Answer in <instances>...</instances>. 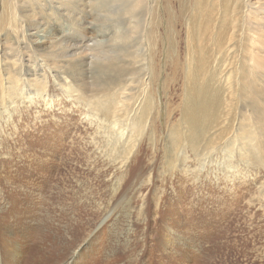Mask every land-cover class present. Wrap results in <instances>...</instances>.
Listing matches in <instances>:
<instances>
[{
	"label": "rangeland",
	"instance_id": "1",
	"mask_svg": "<svg viewBox=\"0 0 264 264\" xmlns=\"http://www.w3.org/2000/svg\"><path fill=\"white\" fill-rule=\"evenodd\" d=\"M62 2L0 0V35L32 32L28 12L51 35L54 12L92 24L21 59L18 84L0 51V264H264V158L234 94L264 0ZM75 45L87 91L52 62Z\"/></svg>",
	"mask_w": 264,
	"mask_h": 264
},
{
	"label": "bare ground",
	"instance_id": "2",
	"mask_svg": "<svg viewBox=\"0 0 264 264\" xmlns=\"http://www.w3.org/2000/svg\"><path fill=\"white\" fill-rule=\"evenodd\" d=\"M14 4L17 5L18 3H20L22 0H13ZM25 1V0H24ZM27 1V0H26ZM38 1V0H36ZM56 5L51 6V9H55L56 12H64L65 11V7H67L65 5V3L62 2V0H54ZM64 1V0H63ZM69 2V0H67ZM83 1V0H82ZM73 2V1H72ZM71 2V3H72ZM85 2V1H84ZM17 3V4H16ZM24 2H22L23 4ZM26 3V2H25ZM89 3V2H87ZM21 4V5H22ZM27 4V3H26ZM136 4V2H135ZM21 5H17V11L19 14H23L26 13L27 9L25 10L23 8V6L21 7ZM46 5V4H45ZM82 5V4H81ZM28 6V5H27ZM75 6V5H74ZM87 6V5H86ZM248 7L249 4H247ZM16 7V6H15ZM70 7V6H69ZM253 5H251V9ZM74 8V7H73ZM78 8V7H76ZM81 8V7H80ZM79 8V10H80ZM77 10V9H76ZM133 10V9H132ZM248 13L249 12V9ZM256 10V9H255ZM29 11V9H28ZM51 11V10H50ZM56 12L51 13L50 14V21L52 25H56L58 27V32L55 35H51L50 33H41L36 31L34 28H30L31 27V21H27V17H33L32 15H28V13L30 14L31 12H28L27 15H23V18L26 17V27L27 31L28 30H33L32 32L22 35V39L19 37H12L9 33H7L6 31H3L0 35V51H2V56L4 58V70L5 73L8 75V79L13 80L14 84H18L17 81V76L19 74V64L22 62V60L26 59V57L31 53L34 52L35 50L37 51H41L44 54H46L47 56H50L51 52H53L55 49H57L58 47H61L63 42L66 40H70V39H75L76 37H79L80 35H83L82 37H79L81 39H89V36H87V30L92 29V24L85 26L82 25V21H79L76 23V20H73L75 22L70 23V28H66L63 26L61 20H60V16L56 14ZM255 12V11H254ZM257 12V11H256ZM247 13V14H248ZM32 14V13H31ZM74 14V13H73ZM246 14V16H247ZM57 15V16H56ZM25 16V17H24ZM79 16V15H78ZM70 17V16H69ZM20 18V17H19ZM36 18V17H34ZM76 18V17H75ZM68 19V18H67ZM70 19V18H69ZM81 19V18H79ZM20 20V19H19ZM33 20V19H32ZM83 20V19H81ZM39 21V20H38ZM20 22V21H19ZM34 22V21H33ZM92 22V21H91ZM22 23V22H21ZM41 23V22H40ZM39 24V23H38ZM127 24V23H126ZM23 25V23H22ZM25 25V24H24ZM251 25V24H250ZM126 26V25H125ZM129 26V25H128ZM22 27V26H21ZM24 27V26H23ZM22 27V28H23ZM25 27V28H26ZM35 27V26H34ZM131 27V25L129 26ZM25 28L23 30H25ZM96 28V27H95ZM110 28V27H109ZM40 29V28H39ZM113 29V28H112ZM120 29V28H119ZM126 30V29H125ZM18 31V30H17ZM41 31V30H40ZM110 31V30H109ZM253 29L250 30V35L248 36V48H247V52H246V60L243 62L242 65V70H240V72H238V77H240V79L237 81V84L239 85V89H236L234 91V94H236L237 97H240L242 100H248L250 105L249 107L252 108V112L249 113V118H253L255 119V123L258 124V127L255 128L256 132H255V136L258 140V148L260 149V152H262V157L264 158V127L263 126H259L262 122H264V109H261L264 107V78L261 79L259 78V75L264 76V65L261 64L260 60L264 59V35L263 32L259 35L252 33ZM264 31V30H263ZM15 32V30H14ZM19 32V31H18ZM22 32V31H21ZM26 32V31H25ZM24 32V33H25ZM113 33L110 34V36H108V34L103 35L101 37H99L100 39H96L94 43H106L107 41H110L111 39L113 41L114 40V35L117 36V34L115 33H120V30L118 29H114L112 31ZM16 33V32H15ZM20 33V32H19ZM259 33V32H258ZM21 34V33H20ZM122 34V33H121ZM89 35V34H88ZM95 35V34H94ZM123 35V34H122ZM120 35V36H122ZM19 36V35H18ZM92 36V35H91ZM90 36V38H91ZM97 36V34H96ZM119 36V37H120ZM127 37V36H126ZM122 39V38H121ZM131 38L128 39V41ZM118 40V38L116 39V41ZM89 41V40H88ZM111 42V41H110ZM112 43V42H111ZM125 43V41H124ZM76 44V43H75ZM114 44V43H113ZM140 44V43H139ZM69 45V44H68ZM112 45V44H111ZM128 44H126L127 46ZM67 46V45H66ZM86 46V45H85ZM90 46L91 43H90ZM105 46V45H104ZM123 46V45H122ZM121 46V47H122ZM135 46V45H134ZM142 46V45H141ZM96 47V46H94ZM119 47V46H118ZM124 47V46H123ZM68 48V46L66 47ZM85 48V47H84ZM90 49V48H89ZM98 49V48H97ZM101 49V48H100ZM121 49V48H120ZM126 49V48H125ZM128 49V48H127ZM68 50V49H67ZM62 51L61 50V59H54L52 62H55V67L59 68L60 70L62 69L63 72H61L65 78H60L59 77V82L69 85H74L75 88L82 90V91H87V88L85 85V79H83V74H82V70H80V68L78 67L75 70V61L70 60V58L74 57L78 51L80 50L79 45H75L73 47H71V52L69 53L70 50L68 51ZM99 50V49H98ZM119 50V49H118ZM132 50V49H131ZM135 50V49H134ZM102 51V50H99ZM107 51V50H106ZM130 51V50H129ZM112 52V51H111ZM120 52V50H119ZM134 52V51H133ZM80 53V51H79ZM93 54L92 52H87ZM96 53V52H95ZM109 53V52H108ZM135 53V52H134ZM60 54V53H59ZM58 54V55H59ZM81 54V53H80ZM89 54V55H91ZM113 54V53H112ZM118 54V53H117ZM109 55V54H108ZM119 55V54H118ZM46 56V57H47ZM77 56V55H76ZM14 58V60H10V62H5L6 58ZM101 57V56H100ZM119 57V56H117ZM136 57V56H135ZM57 58V57H56ZM78 58V57H77ZM111 58V57H110ZM114 58V56H113ZM145 58V57H144ZM46 59V58H45ZM99 59V58H98ZM112 59V58H111ZM132 59V58H131ZM9 60V59H7ZM80 60V59H79ZM115 60V58H114ZM119 60V59H118ZM124 60V59H123ZM136 60V59H135ZM145 60V59H144ZM27 61H29V59H27ZM48 61V60H47ZM81 61V60H80ZM110 61V60H108ZM122 61V60H120ZM242 61V60H241ZM92 62V61H91ZM145 62V61H144ZM52 63V64H53ZM120 63V62H118ZM135 64V63H134ZM133 64V65H134ZM2 66V65H1ZM132 66V65H131ZM30 73L34 76H37V72H38V68L35 64V62H32L30 65ZM89 67V66H88ZM103 68V67H101ZM122 68V66H121ZM109 69V68H108ZM119 69V68H118ZM56 70V69H55ZM90 70V69H89ZM84 71V70H83ZM88 71V70H87ZM125 71V70H124ZM145 71V70H144ZM225 71V72H224ZM231 71V67L230 65H227L222 72H224L225 74L229 73ZM109 72V71H108ZM115 72V71H114ZM117 72V71H116ZM13 73V74H10ZM86 73V70H85ZM119 73V71H118ZM107 74V73H106ZM111 74V72H110ZM115 74V73H114ZM109 75V73L107 74ZM61 76V75H60ZM120 76V74H119ZM118 76V77H119ZM133 76V75H131ZM113 77V76H112ZM39 78V79H38ZM132 79V77H130ZM227 78V77H226ZM249 78V80H251L252 82H254L253 85H250V81L246 80ZM34 79H38L39 81L42 79L41 76H37L34 77ZM90 79V78H89ZM114 79V78H113ZM116 79V78H115ZM123 79V78H122ZM136 79V78H135ZM33 80V79H32ZM30 80V81H32ZM109 80V79H108ZM126 81V80H125ZM128 81V79H127ZM126 81V82H127ZM130 81V79H129ZM137 81V80H136ZM261 82L263 84L262 85H258V82ZM87 82V81H86ZM125 82V83H126ZM33 83V82H32ZM130 83V82H129ZM89 84V83H88ZM108 84V83H107ZM114 84V83H113ZM117 84V83H116ZM121 84V83H119ZM123 86V85H122ZM109 87V86H108ZM126 87V86H125ZM129 87V86H128ZM226 87V86H225ZM100 88V87H99ZM230 89V87H228ZM97 89V88H96ZM105 89V88H104ZM130 89V88H129ZM94 90V89H93ZM74 91V90H73ZM96 91V90H95ZM111 91V90H110ZM120 94H124L122 93L123 88H119L118 89ZM103 92V89H102ZM226 92L231 94V91L226 89ZM248 93L247 95L245 93ZM88 93V92H87ZM90 93V92H89ZM100 93V92H99ZM118 93V95H120ZM106 94V93H104ZM233 94V93H232ZM100 95V94H99ZM108 95V94H107ZM105 96V95H103ZM111 96V95H110ZM88 97V96H87ZM101 97V96H100ZM106 97V96H105ZM113 97V96H112ZM102 98V97H101ZM247 98V99H246ZM121 99V97L119 98ZM91 104V103H90ZM113 104V103H112ZM196 104V103H195ZM246 105V104H245ZM116 107V106H115ZM197 108H195L196 110H200L202 112V108L195 106ZM110 108V107H109ZM109 108L105 107L104 109H101V111H109ZM114 108V107H113ZM117 109V108H116ZM195 110V111H196ZM261 110V111H260ZM194 111V110H193ZM115 112V110H114ZM105 114V113H104ZM198 115V114H197ZM244 115V114H243ZM242 115V116H243ZM246 117V115H245ZM237 132V131H236ZM248 134V133H247ZM249 135V134H248ZM260 154V153H259ZM66 251V250H65ZM68 254V253H67ZM61 255V254H60ZM65 258V257H64ZM64 260V259H62ZM61 260V263H62ZM58 264V262H57ZM60 264V263H59Z\"/></svg>",
	"mask_w": 264,
	"mask_h": 264
}]
</instances>
